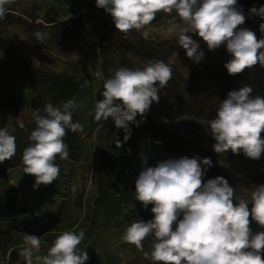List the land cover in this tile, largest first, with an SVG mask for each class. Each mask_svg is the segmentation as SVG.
I'll return each instance as SVG.
<instances>
[{
  "label": "clouds",
  "instance_id": "1",
  "mask_svg": "<svg viewBox=\"0 0 264 264\" xmlns=\"http://www.w3.org/2000/svg\"><path fill=\"white\" fill-rule=\"evenodd\" d=\"M14 0H0V19L6 15V5ZM98 8L111 15L117 31L127 35L135 30L143 38L158 13L173 12L183 22L177 43L189 59L199 63L203 50L186 33L197 34L209 50L226 45L231 58L224 67L231 76L259 64L264 67V38L241 27L246 17L237 7V0H95ZM250 13L264 18V5L250 8ZM264 33V22L259 25ZM172 31L173 29H169ZM47 33L37 31L35 39L42 43ZM170 63L149 61L143 69L121 67L103 83V99L94 106V119L107 121L111 117L116 128L125 131L124 141L131 135V124L143 121L153 102H159L158 92L172 79ZM251 86L231 90L220 102L210 129L215 139L213 150L223 154L243 153L258 160L264 153V97L252 95ZM76 108L73 100L60 107L48 103L46 115L33 114L37 127L31 132L32 141L23 151L24 173L35 177L34 188L52 184L60 175L56 158L69 157L64 142L66 130L82 132L83 125L73 122ZM139 115L141 121H137ZM119 148L120 140L116 142ZM157 144L160 141H156ZM16 154V138L7 128H0V163ZM142 155V165L147 157ZM203 165V167H202ZM212 166L208 157L183 156L145 166L135 181V199L147 209L151 204L153 218L134 221L127 226L121 239L134 245L152 264H264V231L253 232L254 221L264 228V183L256 185L250 201L238 197L235 188L223 176L207 181L203 177ZM235 201V203H234ZM251 205V207H249ZM127 211V209H125ZM182 217V218H181ZM175 226V227H174ZM84 231H63L56 236L46 255L33 257L41 247V239L25 234L18 255L25 264H86V248L80 245ZM153 237L150 252L144 251L143 241Z\"/></svg>",
  "mask_w": 264,
  "mask_h": 264
},
{
  "label": "rangeland",
  "instance_id": "2",
  "mask_svg": "<svg viewBox=\"0 0 264 264\" xmlns=\"http://www.w3.org/2000/svg\"><path fill=\"white\" fill-rule=\"evenodd\" d=\"M87 1L96 3L95 0ZM5 7L6 10L14 9V19L8 33L0 34V61L4 62V66L0 67V99L15 97L3 128H7L16 138V154L11 160L0 163V232L3 235V243L0 240V264H10L7 256L12 255V250L11 245L6 243H13L17 239L15 230L7 224L12 216L29 222L35 220L38 226L43 220L52 219L80 221L81 225H87L92 217L95 222L91 225L95 224L100 229L105 227L109 218L116 217L117 225L123 227L117 231L121 238L132 222H147L153 218V205L150 204L147 209L141 208V202L135 199V182L132 185L133 194L118 185L114 187L116 189L104 192L105 200L102 199V202L95 197L98 192L92 186L99 181H110V173L118 170L128 171L129 178L136 180L143 167L155 166L159 161L178 159L180 156L164 151L153 139L152 133L141 124L130 123L131 135L124 141V129L116 128L111 117L100 122L94 119L95 103L103 99V83L108 78L101 69V24L90 18L107 19L114 24L111 15L103 8L90 11L69 0H14ZM25 19L35 25L27 27ZM181 27L184 25L180 19L151 24L146 29L149 37L145 39L141 35L135 42L134 52L129 54L131 60L143 69L146 64L135 52L154 46L152 40H160ZM37 31L47 33L42 43L35 39ZM106 53L108 71L114 75L115 70L122 67L120 54L110 46ZM172 59L181 71L188 72L189 64L183 53L177 52ZM40 64L58 74L72 76L71 82L59 85V105L53 103L49 80L33 69ZM158 95L159 102L151 104L145 117L161 121L170 132L194 138L197 132L189 119L210 121L203 113H185L179 100L168 101L164 93ZM68 100L76 104L72 119L74 123L83 125V131L66 130L64 142L68 145L69 157L65 160L59 156L56 158L55 163L60 168L59 177L50 185L41 184L34 188L35 177L24 173L22 163L24 149L33 143L29 136L37 127L33 114L39 110L40 115L44 116L46 104L60 107ZM198 138L210 147L215 143L209 141L203 132L198 134ZM117 140L122 142L119 148L115 143ZM141 154L147 157V165H142ZM8 164L12 166L8 168ZM223 164L234 173H246L256 166L253 159L241 156L230 157ZM80 182L86 183V186L79 191ZM255 186L250 184L248 196H251ZM9 196L14 201L10 206H5L2 198ZM152 241V236L144 240L145 252L151 251ZM144 264L152 262L144 258Z\"/></svg>",
  "mask_w": 264,
  "mask_h": 264
},
{
  "label": "trees",
  "instance_id": "3",
  "mask_svg": "<svg viewBox=\"0 0 264 264\" xmlns=\"http://www.w3.org/2000/svg\"><path fill=\"white\" fill-rule=\"evenodd\" d=\"M69 1L78 3L82 7L88 8L90 11L98 9L96 3L87 0ZM262 5H264V0H237V7L243 11L246 17L245 24L241 27L254 31L257 38H264V33L259 29V25L264 22V18L250 13L249 10L253 6L259 8ZM13 17L14 9L9 8L6 10L5 17L0 19V34L8 33L9 25L14 19ZM90 19H95L101 24V35L99 37L101 69L106 74L107 78L112 76L108 71V58L106 53L108 46L112 47L120 54V64L122 67L132 70L140 69L131 60L129 54L134 52L135 42L142 35V32L133 30L125 35L117 31L115 25L107 19H97L93 17ZM168 19L179 20V17L175 12L171 15L158 13L151 24ZM24 21L26 22L27 27L35 25L29 20L25 19ZM186 34L192 36L203 50L204 59L199 63H195L193 60L189 59L186 55L185 49L178 45L177 40L179 30L170 33L160 40L154 39L152 40L154 46L135 52L145 64L149 61L156 60H163L164 62L171 64L173 70L172 79L168 82V85L158 93H164L168 101L174 99L179 100L185 113H203L210 121L215 118L216 110L219 107L220 102L226 98L227 93L231 90H238L239 87L248 85L253 89V96L260 95L264 97V67L257 64L252 68L246 69L238 76H231L224 67L225 63L231 58V54L227 52L226 45H221L217 49L209 50L206 42H204L197 34L191 32ZM177 52L183 53L188 61L189 70L187 73L181 71L173 62L172 57ZM3 66L4 62L1 60L0 67ZM33 69H36L38 73L49 80L52 87L53 103L59 105V85L71 82L72 76L65 73L58 74L43 64H40ZM14 101V96L0 99V128H3L6 123ZM136 120L141 121V117H136ZM189 121L197 132V135L194 138L186 137L182 133L170 132L161 121L149 116L144 117L140 124L147 131L152 133L155 141H160L159 145L162 146L164 151H168L173 155H179L180 157L188 156L191 158L196 156L200 158H210L212 160V166L206 171L203 180L207 181L216 176H223L228 180L229 184L235 188L238 197L250 201V196H248L250 184L259 185L264 183V153H262L260 159H253L256 166L251 171L246 173H234L224 166L223 161L233 156H246L242 152L239 154H233L231 150L223 154H217L213 150V146H208L203 140L198 138V134L203 132L209 141H215L211 133L210 121L202 122L191 119H189ZM262 135H264V133H262ZM11 166L12 165L8 164V168ZM13 201L14 198L11 196L2 198V203L5 206H10ZM249 207H251V205H249ZM28 222L29 221L22 218L12 216L9 221H7V224L11 229L16 230L18 228L23 231L24 229H28ZM251 227L253 232L264 231V228H260L254 221L252 222ZM262 257H264V253H262ZM9 263L17 264L11 254L9 256Z\"/></svg>",
  "mask_w": 264,
  "mask_h": 264
},
{
  "label": "crops",
  "instance_id": "4",
  "mask_svg": "<svg viewBox=\"0 0 264 264\" xmlns=\"http://www.w3.org/2000/svg\"><path fill=\"white\" fill-rule=\"evenodd\" d=\"M113 174L110 173L112 177L110 181H99L92 186L93 190L95 187V190L98 192V196L95 197L99 198L101 202L102 199L105 200V197H103L104 192L116 189L114 187L118 185L133 194L134 187L132 185H134L136 180H134V178H129V172L118 170ZM80 183L81 184H78L79 191L86 186V183ZM141 208L143 209L144 207ZM81 219H83V217ZM108 220L109 222L102 229L96 227L95 224L91 225L92 222H95L92 217H90V222L87 223V225H85L86 223L81 225L80 221L75 222L52 219L43 220L44 222L38 226V224L35 225V220H32L28 222V229L22 231L17 228L15 230L17 239L13 243H6V245H11L10 250H12L13 258L16 260L17 264H25L24 260L18 255V250L24 244L23 237L25 234L36 235L41 239L40 249L38 251L34 250L33 252V257H35L37 255H46L56 236L61 232L75 231L79 233L80 231H84L85 236L80 247L81 249L86 248L88 253L89 260L86 261V264H144L143 253L137 250L134 245L127 244L118 237L117 231L118 229H123V227L117 225L116 217L113 219L109 218ZM61 222H73V224L65 225ZM113 224H115V226H113ZM0 237L3 243V235L1 232Z\"/></svg>",
  "mask_w": 264,
  "mask_h": 264
},
{
  "label": "built area",
  "instance_id": "5",
  "mask_svg": "<svg viewBox=\"0 0 264 264\" xmlns=\"http://www.w3.org/2000/svg\"><path fill=\"white\" fill-rule=\"evenodd\" d=\"M7 262L9 263V256H7Z\"/></svg>",
  "mask_w": 264,
  "mask_h": 264
}]
</instances>
